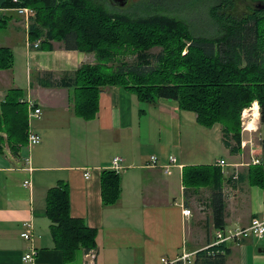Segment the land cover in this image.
I'll list each match as a JSON object with an SVG mask.
<instances>
[{
    "label": "crops",
    "instance_id": "1",
    "mask_svg": "<svg viewBox=\"0 0 264 264\" xmlns=\"http://www.w3.org/2000/svg\"><path fill=\"white\" fill-rule=\"evenodd\" d=\"M17 43L12 36L0 40L15 60L25 61L22 73L15 65L0 69V101L10 89L19 88L23 99L41 107L42 114L29 125L42 141L23 145L17 154L0 147V264H160L162 257L197 252L215 240L217 227L212 189L185 187L186 165L226 161L224 227H247L253 217H264V186L254 184L251 176L253 158L264 164V123L257 101L242 113L237 152L225 145L220 123L203 126L194 111L182 109L174 99L144 102L119 85L102 88L98 113L87 120L76 114L73 87L45 86L40 77L43 71H76L84 63H95L96 55L67 50L60 41H53L52 49L34 47L26 33L24 44ZM171 154L177 163L167 172L162 165ZM154 155L156 166L150 164ZM115 157L123 159L122 192L115 204L105 205L101 174L112 169ZM26 179L30 187L24 185ZM59 181L69 186L72 216L97 230V247L77 249L70 261L55 246L46 210L47 191ZM184 208L191 214L184 215ZM26 221L34 226L32 240L22 236ZM228 245L226 264H264V236ZM33 249L34 261H26L25 254Z\"/></svg>",
    "mask_w": 264,
    "mask_h": 264
},
{
    "label": "trees",
    "instance_id": "2",
    "mask_svg": "<svg viewBox=\"0 0 264 264\" xmlns=\"http://www.w3.org/2000/svg\"><path fill=\"white\" fill-rule=\"evenodd\" d=\"M176 1L185 7L204 4L212 28L197 32L181 14L130 13L96 0H0V8L26 6L36 11L31 16L29 37L32 44L39 42L41 49H52L51 43L60 41L67 50L96 55L95 63H84L76 71H43L40 77L45 86L74 88L77 115L93 119L102 88L119 85L144 102L174 99L182 109L194 111L203 126L220 123L225 145L237 152L242 144V113L255 101L264 123V0ZM144 5V1L139 3L142 9ZM6 22L0 16V28ZM155 48L159 51L154 52ZM14 61L12 49L0 47V69L13 67ZM22 95L21 89L13 88L0 102V129L6 130L15 154L27 145L30 128L28 101ZM260 143L264 151V139ZM255 164L252 181L263 187L264 164ZM121 181L118 170L102 171L105 205L119 200ZM183 181L187 188L211 187L215 226L224 227L222 166L186 165ZM46 210L55 246L63 251L66 261L72 260L79 248L90 251L97 247L96 228L71 214L66 182L48 189ZM228 251V243H210L187 264H226Z\"/></svg>",
    "mask_w": 264,
    "mask_h": 264
},
{
    "label": "rangeland",
    "instance_id": "3",
    "mask_svg": "<svg viewBox=\"0 0 264 264\" xmlns=\"http://www.w3.org/2000/svg\"><path fill=\"white\" fill-rule=\"evenodd\" d=\"M96 1L106 4V6L110 7L111 9L127 11L130 13L146 14L147 12H162L168 14H181L183 17L189 20L191 24H193L197 32H201L200 28L203 30L212 28L209 15L207 14V9L204 4H200L198 5V7L196 6L193 7L189 5H186L187 7H185L183 4L177 3L176 0H127V2L123 6H120L117 3H112L110 0H96ZM142 1L145 2L143 9L139 7V3ZM183 1L187 3L186 0H181L180 2ZM244 1L253 3V1L251 0H244ZM34 13L36 14V11H34ZM0 16L7 19L6 25L0 28V40L5 38L7 39L8 37L11 36L17 37L18 38L17 45L18 47H20L21 42H23L24 44L25 33H26L28 35V41L30 45L35 47V45L32 44L29 37L30 25L32 23L31 18L29 19V22H27L26 18L20 15L16 10V7L13 6L0 8ZM153 51L158 52L159 48H155L153 49ZM132 59L133 58L131 57L129 60ZM24 62H25L24 59H20V60L16 59L14 61L15 67L17 68L18 71L20 70L21 73L23 72ZM23 81L26 82V76L24 73H23ZM0 137H1L0 146L4 147L6 150L12 151L8 140V135L5 129H0Z\"/></svg>",
    "mask_w": 264,
    "mask_h": 264
},
{
    "label": "built area",
    "instance_id": "4",
    "mask_svg": "<svg viewBox=\"0 0 264 264\" xmlns=\"http://www.w3.org/2000/svg\"><path fill=\"white\" fill-rule=\"evenodd\" d=\"M18 1V0H14ZM16 10L18 13L26 18V21L29 22V19L34 14V10L30 7L26 6H18L16 7ZM39 46V42L35 43V47ZM28 108H29V124L30 120L33 118H37L42 114V109L39 107L33 100H28ZM42 141V137L39 133L31 130L29 128L28 132V140L27 145L29 147L35 146L40 144ZM245 145L246 142H243ZM122 161L123 159L121 157H115L112 161L111 168L115 170H120L122 168ZM253 163H261V159L258 157H255L252 159ZM25 163L28 164L27 169L32 170L30 165V159L26 158ZM158 158L154 155L150 158V164L151 165H158ZM177 163V158L174 155L169 156V161L167 164L162 165L164 169H166L167 172H170V169L172 166H174ZM218 164L221 166L226 165V161L221 159L218 161ZM86 177L88 178L90 176L89 172L85 173ZM24 185L30 187L31 181L29 179H26L24 181ZM184 215L188 216L191 214V210L189 208H184L183 210ZM25 230L22 232V236L27 240H32L33 237V223L32 221H26L24 223ZM264 236V217H253L251 223L247 227H237V228H227V227H221L217 228L215 240L212 242V245H218L221 243H229L231 241H236L240 239H244L247 237H263ZM36 251L33 249L31 252L25 254L24 259L26 261L33 262L35 259ZM195 253H189V252H183L181 255H179L177 258L174 259H168L166 257H162L160 259V264H178V262H183V264L190 263L192 261V256Z\"/></svg>",
    "mask_w": 264,
    "mask_h": 264
},
{
    "label": "water",
    "instance_id": "5",
    "mask_svg": "<svg viewBox=\"0 0 264 264\" xmlns=\"http://www.w3.org/2000/svg\"><path fill=\"white\" fill-rule=\"evenodd\" d=\"M112 3H117L119 4L120 6H123L127 0H110Z\"/></svg>",
    "mask_w": 264,
    "mask_h": 264
}]
</instances>
